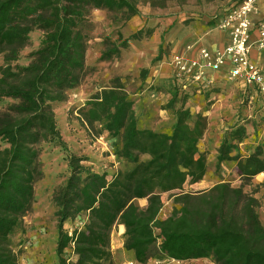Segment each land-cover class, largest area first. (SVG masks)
Masks as SVG:
<instances>
[{
	"label": "rangeland",
	"instance_id": "1",
	"mask_svg": "<svg viewBox=\"0 0 264 264\" xmlns=\"http://www.w3.org/2000/svg\"><path fill=\"white\" fill-rule=\"evenodd\" d=\"M238 1L86 2L82 24L86 69L81 84L69 92L68 100L55 105V112L69 151L88 157V164L98 175L94 186L99 194V210L65 223L64 231L71 240L61 255L64 264H223L212 252L198 257H173L163 250L165 236L161 226L176 220L182 228L205 225L207 212L197 194L219 182H230L233 187L242 185L235 161L224 162L217 170V151L225 131L237 121L246 123L248 129L246 139L239 143L240 154L249 155L263 143L264 104H249L242 90L226 79L185 96L176 86L169 64L172 52L177 50L176 43L179 42L180 48L187 43L182 36L191 23L201 27L211 25V21L215 25ZM41 37L42 31L32 32L31 44L22 52V64L38 48ZM158 54L159 60L153 63ZM143 68L149 69L144 79ZM118 80L134 100L139 127L145 131L140 149L130 158L117 155L122 146L119 137L106 131L97 136L83 124L80 114L95 93ZM176 92L177 101L171 107L168 103ZM183 101L190 115L185 131L177 134L176 110ZM18 118L17 101L0 100V131ZM9 146V139L0 136V158ZM170 167L171 175L181 178L178 184L130 198L138 186L144 185L142 178L155 180ZM68 175V152L54 143H43V150L32 165H20L15 185L2 191L4 197L13 192V200L20 205L13 214L0 209L13 218L6 231H0V264H61L57 253L58 195ZM263 182L264 175H257L250 182L252 186L245 184L244 188L252 192L255 185ZM182 193L192 194L193 216L188 220L177 215L180 205L174 195ZM263 193L261 189L256 196L263 202L259 212L264 224ZM119 200L123 207L115 217H107ZM130 210L136 211V216L145 223L137 225L136 230L127 224ZM142 228L153 235L144 262L139 261L137 250L131 247L146 232ZM132 231L137 232L136 237L130 234ZM100 235L102 239L98 240ZM90 241L95 245L87 256L79 248ZM138 250L144 253L145 247Z\"/></svg>",
	"mask_w": 264,
	"mask_h": 264
},
{
	"label": "trees",
	"instance_id": "2",
	"mask_svg": "<svg viewBox=\"0 0 264 264\" xmlns=\"http://www.w3.org/2000/svg\"><path fill=\"white\" fill-rule=\"evenodd\" d=\"M87 1L0 0V57L3 60L0 65V100L12 98L17 101L19 114L12 125L0 131V136L7 137L10 144L0 158V209L13 214L20 205L13 200V192L9 191L10 196L5 197L2 193L15 185L20 165H32L42 152L43 143L63 147L68 152L69 175L58 195L57 253L60 258L71 240L69 233L64 231L65 223L75 221L86 213L95 214L99 210V194L94 186L98 175L88 164V157L69 151L58 127L55 112V105L68 100L69 92L81 84L86 69L82 24ZM180 1L186 3L189 0ZM210 24L216 26L218 22L214 25L210 21ZM35 30L42 31L38 48L31 51L27 63L22 64V52L30 46L31 34ZM159 58L158 54L153 63ZM148 73V68L141 70L143 79ZM177 96V92L172 95L169 106L174 107ZM245 99L248 101L246 97ZM134 104L130 93L118 80L111 87L95 93L86 102L80 110L81 119L97 136L106 131L113 137H119L122 146L117 155L130 158L134 151L140 149L145 135V131L139 127ZM189 115L190 110L183 101L176 110L174 131L177 134L185 131ZM98 126L100 129H97ZM247 135V124L237 121L225 131L217 151V170L222 168L224 162L235 161L242 185L233 187L230 182H219L198 193L207 212L208 223L182 228L178 226L180 221L176 220L162 225L165 252L176 258L204 256L212 252L223 264H264V224L259 212L263 202L256 196V193L264 189V182L255 185L252 192L244 188L245 184L252 186V179L264 172V142L251 154L244 156L238 150L239 143ZM171 169L172 167L164 169L155 180L146 179L148 176L142 178L144 185L138 186V191L130 198L143 196L144 192H151L155 188L166 189L178 184L181 178L171 175ZM149 171L152 172V169ZM174 196L175 202L180 205L177 215L185 220L191 218L192 194ZM120 203V200L115 202L114 212L108 213L107 217H115L123 207ZM127 218L128 226L134 227V230L142 223L136 216V211H128ZM11 223L13 218L0 212V231L4 233L6 226ZM142 229L146 232L140 235L138 243L131 246L137 250L140 262H144L146 250L153 242L152 233ZM130 234L137 236L136 231ZM97 239L101 240L102 235ZM94 245L90 241L79 250L89 256L87 252H92ZM140 247H145L144 253H139ZM61 264H64L62 258Z\"/></svg>",
	"mask_w": 264,
	"mask_h": 264
},
{
	"label": "built area",
	"instance_id": "3",
	"mask_svg": "<svg viewBox=\"0 0 264 264\" xmlns=\"http://www.w3.org/2000/svg\"><path fill=\"white\" fill-rule=\"evenodd\" d=\"M263 5L264 0H241L219 19L215 27L228 34L223 46L188 42L172 52L171 74L181 91L201 92L226 79L249 104H264V69L252 57L253 50H264V18H258Z\"/></svg>",
	"mask_w": 264,
	"mask_h": 264
},
{
	"label": "crops",
	"instance_id": "4",
	"mask_svg": "<svg viewBox=\"0 0 264 264\" xmlns=\"http://www.w3.org/2000/svg\"><path fill=\"white\" fill-rule=\"evenodd\" d=\"M258 18H264V5L262 6V11ZM185 31L186 33L182 36L184 38L183 41H186L187 43L195 42L198 46L207 45L213 48L223 46L228 37L227 32L222 31L213 25L199 27L196 22L191 23ZM175 46H177L176 49H180L179 42L176 43ZM252 57L264 69V50H253Z\"/></svg>",
	"mask_w": 264,
	"mask_h": 264
},
{
	"label": "bare ground",
	"instance_id": "5",
	"mask_svg": "<svg viewBox=\"0 0 264 264\" xmlns=\"http://www.w3.org/2000/svg\"><path fill=\"white\" fill-rule=\"evenodd\" d=\"M262 175H264V172H262V173L258 174V176H262ZM122 229H123V227H122Z\"/></svg>",
	"mask_w": 264,
	"mask_h": 264
}]
</instances>
